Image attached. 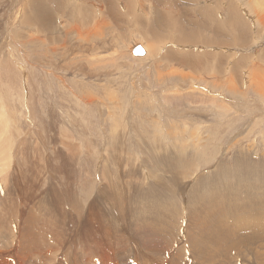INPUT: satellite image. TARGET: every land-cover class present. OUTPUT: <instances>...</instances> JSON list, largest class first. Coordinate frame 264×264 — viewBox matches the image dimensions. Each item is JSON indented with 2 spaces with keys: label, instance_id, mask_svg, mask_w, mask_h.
<instances>
[{
  "label": "rangeland",
  "instance_id": "rangeland-1",
  "mask_svg": "<svg viewBox=\"0 0 264 264\" xmlns=\"http://www.w3.org/2000/svg\"><path fill=\"white\" fill-rule=\"evenodd\" d=\"M46 1L49 7L44 0L42 5L47 6L46 9L43 6L47 15L37 23L33 20L31 0H0V114L3 111L0 115H3L0 117V148L5 146L0 150V160L5 166L2 165L0 171L1 184L6 185L14 180L24 183L26 180L36 185L33 191L36 195L49 188L57 191L61 187H68L83 204L90 203L96 195V187L101 184L106 186L130 179L132 182H142L136 179L139 177H143V183L149 181V168L153 163L144 152L149 147L148 142L153 139L152 142L159 141L167 150L173 144L186 145L189 149L185 154L189 152L187 157L192 162L190 169L197 165L194 170L198 168L199 174L218 164H232L234 151L243 147L242 150L250 152L251 160L264 161V97L244 80L246 68L252 74L253 71L258 72L259 66L264 69V23L258 21L260 18L256 17L254 9L249 15L251 20L245 12V16L241 15L248 24V35L251 29L246 45L241 48L236 45L228 47L224 58L218 62L210 55V51L217 48H210L203 42L193 46L168 47L170 43L162 37L157 38V42V39L147 38L142 28L124 14L122 16L125 17L116 24L106 23L107 27L102 26L100 32L91 34L90 40L78 30L82 27L77 21L79 9L70 0V3L60 0L62 10H66L63 12ZM249 1L252 6L254 0ZM182 2L186 0L178 1L180 15H185L186 10V16H193L189 4ZM233 2L238 3L239 7L246 4L242 0ZM131 3L137 10L132 15L140 11L139 15H148L146 0H131ZM118 8L123 10L121 2ZM74 24L77 28L73 27ZM184 24V21L178 22L167 32L177 34V26L182 25L180 27L184 30L186 26L189 27ZM37 25L46 31L42 32ZM69 29L72 32L66 34ZM253 32L256 36L252 35ZM62 40L66 41L65 49L69 51L62 52L64 49L58 48ZM138 44L144 47L146 55L138 57L131 52L132 47ZM173 47L176 50L171 49ZM165 51L174 56L184 55L185 58L194 56L202 59L205 65L192 67L189 71L190 68L183 67L181 71L176 61L167 58ZM176 68L184 79L178 76L174 70ZM223 78L224 81L228 78V88L227 81L221 82ZM191 143L197 144L200 154L193 151ZM115 154L118 157H112ZM207 159L210 161L207 162ZM135 167L141 175L129 176L128 171ZM157 170L153 172L157 171L159 176L164 174ZM190 173L188 179L181 180L194 181L197 173ZM243 210V207L238 209L239 212ZM36 226L40 227L38 224ZM183 226L181 228L184 229ZM46 235L47 240H53L50 234ZM98 236L106 241L105 236ZM28 259L15 262L30 264L35 257Z\"/></svg>",
  "mask_w": 264,
  "mask_h": 264
},
{
  "label": "bare ground",
  "instance_id": "bare-ground-1",
  "mask_svg": "<svg viewBox=\"0 0 264 264\" xmlns=\"http://www.w3.org/2000/svg\"><path fill=\"white\" fill-rule=\"evenodd\" d=\"M31 1L32 3H29L33 4V20L39 23L43 16L47 15L43 9V0ZM48 1L56 6L58 11L65 10H62L63 6L59 3L60 0ZM70 1L73 6L79 9L80 16L77 21L81 23L82 27L80 26L81 28L78 30L81 31L83 37L91 38V34L100 32L101 27L106 23L116 24L117 21L125 17L122 16L124 14L132 19L133 24L142 28V32L148 36L147 38L162 37L170 43L168 47L193 46L203 42L210 48H217L218 51L212 50L210 55L218 62L222 61L225 49L233 45L244 47L247 38L249 35L251 36V29L248 35V29H246L248 24L242 17L245 13L246 17L248 16L247 18L251 20L249 15L254 9L256 17L260 18L258 21L264 23V0H254L253 8L249 5L251 2L249 0H242L246 4L240 7L233 0H186L194 14L190 17L186 16L188 13L184 9L185 15L182 13L180 15L179 0H146L148 5L146 17H143L142 14L139 15L141 11L139 14L132 15L137 10L131 0ZM67 2L70 3L69 0ZM119 2H121L123 10L118 8ZM186 2L182 3L186 4ZM20 3V6L23 7L22 2ZM31 4L30 6H32ZM45 4L47 5V3ZM50 8L49 11H52ZM47 13L49 14L48 11ZM43 21L45 22V20ZM181 21L185 22L184 25H189V27L186 26L187 31L182 28V25H179L175 28L177 34L167 32L168 29L175 27L174 24ZM39 25L37 27L42 30ZM76 25L74 24L73 27L77 28ZM46 26L48 25L46 24ZM46 26L43 27L48 30ZM53 31L55 32V30ZM71 32L72 29H69L67 33L65 31L66 34ZM103 33L105 34V32ZM46 35H48L47 32ZM252 35L256 36L255 33ZM33 39L35 40V38ZM42 41L45 42V40ZM157 41L159 40L157 39ZM66 44V41L62 40L58 48L64 49L62 52L69 51L65 49ZM35 47L38 48V46ZM41 48L43 51V47ZM168 50L170 51V49ZM169 51H165L167 58L176 61L180 70L187 67L190 69L185 68V70L189 71L192 67L205 65L202 59L191 57V55L189 58L183 57L184 55L176 56L177 54L174 56ZM262 56L264 58V51ZM211 68L214 71L213 67ZM259 68L258 72L253 71L254 74L249 68H246L245 79H243L257 94L264 97V69L261 66ZM205 69L206 67H204V71ZM235 69L237 70V68ZM174 70L181 80L184 79L181 73L184 68L181 71L177 68ZM215 70L218 72V69ZM197 74L196 76H198ZM196 76L195 78H197ZM224 78L221 82L226 83L227 81V85H225L228 88V78L225 81ZM214 81L213 83H215ZM217 81L216 83L220 82ZM229 82L234 84L231 80ZM216 99L218 100V98ZM2 116L0 117L2 118ZM152 141L148 142L149 147H146L144 152L153 163L151 168L147 167L151 176L150 179L148 178L149 181L143 183V177H139L136 179H141L142 182H132L130 179V181H117L116 184L110 183L106 186L101 184L96 187V195L90 203L88 202L89 204H83L68 187H61L57 191L54 188L48 190L46 188L47 191L44 190L45 192L42 194L36 195L33 191L37 187L29 181L25 180L24 183H21L14 180L6 185L0 183V264H17L15 261H27L32 256L35 257V260L30 264H264V161L251 160L253 157L250 158V152L242 150L243 147L234 151L236 153L233 155L232 164H218V166L199 174L198 168L194 170L197 165L192 170L190 169L192 162L187 157L189 152L185 154L186 145H179L180 143L177 142L178 146L173 144L170 150H167L162 147V144H159V141L157 143ZM195 141L197 140L195 139ZM193 144L191 143V145ZM196 145H193V151L196 150L199 153L200 150ZM2 147L5 148V146ZM114 156L117 155H112V157ZM3 157L5 158V156ZM208 160L207 162L210 161ZM196 161L198 160L196 159ZM198 163H201V160ZM2 165L0 160V171ZM157 169H160V173L168 175L161 174L159 176L156 173ZM153 170L157 171L153 172ZM128 172L129 176L136 175L138 177L141 175L136 167ZM190 172L192 175L197 173L194 175V181L183 182L181 179H188ZM106 202L109 204L106 205ZM240 207L245 210L239 212ZM36 224L40 227L38 228ZM45 229L48 232H45ZM47 233L52 236L53 240L46 239ZM98 234L105 236L106 241L99 238ZM250 256L251 259H249ZM217 261L219 262L217 263Z\"/></svg>",
  "mask_w": 264,
  "mask_h": 264
},
{
  "label": "water",
  "instance_id": "water-1",
  "mask_svg": "<svg viewBox=\"0 0 264 264\" xmlns=\"http://www.w3.org/2000/svg\"><path fill=\"white\" fill-rule=\"evenodd\" d=\"M131 52L134 54V55H143L145 53V50L143 47H141L140 45H134L131 49Z\"/></svg>",
  "mask_w": 264,
  "mask_h": 264
}]
</instances>
